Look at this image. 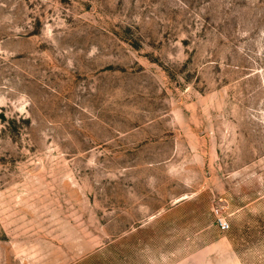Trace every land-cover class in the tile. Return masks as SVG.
<instances>
[{
	"label": "rangeland",
	"instance_id": "obj_1",
	"mask_svg": "<svg viewBox=\"0 0 264 264\" xmlns=\"http://www.w3.org/2000/svg\"><path fill=\"white\" fill-rule=\"evenodd\" d=\"M104 245L264 264V0H0V264Z\"/></svg>",
	"mask_w": 264,
	"mask_h": 264
},
{
	"label": "crops",
	"instance_id": "obj_2",
	"mask_svg": "<svg viewBox=\"0 0 264 264\" xmlns=\"http://www.w3.org/2000/svg\"><path fill=\"white\" fill-rule=\"evenodd\" d=\"M167 225H169L168 222H167ZM230 229H231V227H230ZM201 236H202V233H201ZM182 240H184L185 243H186V241L187 242H191L192 240L196 241V240H198V235L197 236H190L189 238H187L185 235ZM210 240H235V237L231 232H228L227 235H221L220 237L216 236L215 238H212ZM91 243H92V241L88 240V242H86V245H90ZM214 243H216V242L212 241L208 245L214 246V245H216ZM105 245L100 247L97 251H94L95 249L93 251H91V249H89L88 251H85V247H81L80 249L78 248V250H82L81 252H79V253L73 252L74 255H71L70 253L60 254V257L58 258V260H60V262H62V261L70 262L67 264H122L123 253H121V251L119 249H118V251H115L114 253H112V252L109 253L106 250ZM120 245L121 244L119 242V246ZM209 249H211V246L209 248L204 249V250H203V248H200L199 250L190 252L183 259H181L180 261H176L175 263H172V264H208L209 258L207 257L208 256L207 252H209L211 255V250H209ZM210 255H209V257H210ZM231 258H232V260H234V252L233 251L231 253ZM60 264H63V263H60Z\"/></svg>",
	"mask_w": 264,
	"mask_h": 264
},
{
	"label": "built area",
	"instance_id": "obj_3",
	"mask_svg": "<svg viewBox=\"0 0 264 264\" xmlns=\"http://www.w3.org/2000/svg\"><path fill=\"white\" fill-rule=\"evenodd\" d=\"M215 214H216V222L218 227L222 231H228L231 227L230 221L228 218L222 213L220 208L217 206L215 207Z\"/></svg>",
	"mask_w": 264,
	"mask_h": 264
}]
</instances>
